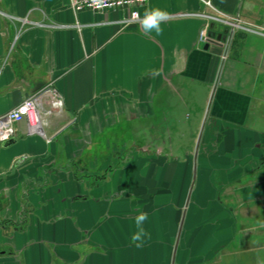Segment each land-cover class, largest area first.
<instances>
[{
	"label": "crops",
	"instance_id": "obj_1",
	"mask_svg": "<svg viewBox=\"0 0 264 264\" xmlns=\"http://www.w3.org/2000/svg\"><path fill=\"white\" fill-rule=\"evenodd\" d=\"M149 8L170 14L159 35L141 30ZM137 11L0 0V115L43 89L63 100L44 94L43 134L22 121L0 142V264H264V0ZM179 115L197 128L185 155L165 141ZM108 134L138 139L116 169L96 154Z\"/></svg>",
	"mask_w": 264,
	"mask_h": 264
},
{
	"label": "built area",
	"instance_id": "obj_2",
	"mask_svg": "<svg viewBox=\"0 0 264 264\" xmlns=\"http://www.w3.org/2000/svg\"><path fill=\"white\" fill-rule=\"evenodd\" d=\"M149 0H106L107 5L101 8H97L92 0H69L70 6L75 12L82 10L91 11H104V10H115V9H128L129 16L125 18L124 22L139 21L141 18L138 14V7L146 5ZM233 28L240 27L239 21L232 22ZM247 30L255 31L249 26H243ZM257 31V30H256ZM207 33L203 30L200 33V40L206 42ZM44 94H48L49 103L52 107H61L63 105L62 97L58 91L52 88L43 89L39 92L26 97L21 103L16 105L14 108L0 115V142H5L10 138H14L13 125L25 121L28 125L30 132L37 134H43L41 126V114L40 108L42 105V99ZM35 124L36 130L33 131V125Z\"/></svg>",
	"mask_w": 264,
	"mask_h": 264
},
{
	"label": "rangeland",
	"instance_id": "obj_3",
	"mask_svg": "<svg viewBox=\"0 0 264 264\" xmlns=\"http://www.w3.org/2000/svg\"><path fill=\"white\" fill-rule=\"evenodd\" d=\"M180 115H179V118L182 119V121H181V123L179 122L178 126H182L181 133H183L185 135H182V137H176L175 136L174 138H169L168 137V138H165V141H166V146H167L168 143H170V144L171 143H174V144L177 143V144H175V147L177 145L178 148H179V151L181 150L183 152V154L185 155L184 151H185L186 148H188V151L189 150H192V148H193L192 139H191L192 137L189 136V133H192V135L193 134H196L197 128L194 127V126H191L190 123L188 124V122H186L183 117H180ZM123 125H124L123 123L122 124H117V125H115V127H112V128L114 130H116V131H119V133H120V131L122 129H125L126 128V126L125 125L123 126ZM167 125H169V123H166V125H163V129L164 128L166 129V126ZM32 133H34V132H32ZM198 139L199 138H197V140L195 141V145H194V149L195 150H196V145H199ZM127 140L128 139H126V143H125L124 142L125 139L123 141L119 137L118 138L117 137L115 138L114 136H112V134L103 135L102 137H99L97 139H94L95 145H97V147H98V152L96 154L99 157H103L102 160L105 159V158H107V157L110 158L111 160H109V161H110V163H112L113 168H115V169L116 168H119L121 166V163H123L126 159H128L129 157H132V156H136L135 155L136 150L133 147V145L137 144V140L138 139H136V141H132L133 139H130L129 142ZM153 140H155V138H149L148 139V137H147L145 139H140V141L142 143L140 145H141V147L143 146V149L148 148L151 144H153V142H151ZM125 147H130V148L127 150ZM182 152H181V156H182ZM94 155H95V153L91 154V156L88 157L89 160ZM147 159H149V158H147ZM147 161L148 160H146V162ZM82 170H83L82 173H87V174L88 173H90V174L91 173H94V174L97 173L98 175H102L101 173L104 172L103 169H97V170H95L93 168L92 169H87L86 168V169H82ZM187 177L190 178L189 171H188ZM186 201H187V198H185V200H184L183 208H185V206H186ZM177 220L180 223V221H179L180 220V216H179V218Z\"/></svg>",
	"mask_w": 264,
	"mask_h": 264
},
{
	"label": "clouds",
	"instance_id": "obj_4",
	"mask_svg": "<svg viewBox=\"0 0 264 264\" xmlns=\"http://www.w3.org/2000/svg\"><path fill=\"white\" fill-rule=\"evenodd\" d=\"M131 2V0H129ZM92 3L96 5L97 8H101L104 6H110L107 5L106 0H92ZM169 12L167 10L161 9V8H149L145 11L143 18L140 20L141 30L149 34L153 31H155L156 34L162 33L161 24L166 22L169 19ZM158 71L153 70L152 75H158ZM147 219L146 213H141L139 216L136 217L137 220V226L139 228V231L133 235L132 240L134 242L141 241L144 235L146 233L144 232V229L140 227L143 222ZM137 247H141L142 243H137Z\"/></svg>",
	"mask_w": 264,
	"mask_h": 264
},
{
	"label": "water",
	"instance_id": "obj_5",
	"mask_svg": "<svg viewBox=\"0 0 264 264\" xmlns=\"http://www.w3.org/2000/svg\"><path fill=\"white\" fill-rule=\"evenodd\" d=\"M214 36H215V32L212 30V25H211L209 31L207 32L205 48H207L210 43L219 44L218 41L214 38ZM13 142H15V139L10 138L9 140L3 142V145L8 146L12 144Z\"/></svg>",
	"mask_w": 264,
	"mask_h": 264
},
{
	"label": "bare ground",
	"instance_id": "obj_6",
	"mask_svg": "<svg viewBox=\"0 0 264 264\" xmlns=\"http://www.w3.org/2000/svg\"><path fill=\"white\" fill-rule=\"evenodd\" d=\"M32 125H33V131H35L36 130V126H35L34 123H32Z\"/></svg>",
	"mask_w": 264,
	"mask_h": 264
}]
</instances>
